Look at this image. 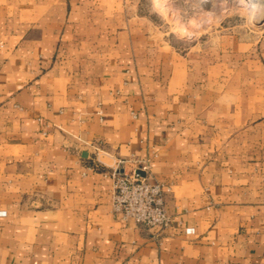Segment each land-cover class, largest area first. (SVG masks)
I'll use <instances>...</instances> for the list:
<instances>
[{
  "label": "crops",
  "instance_id": "obj_1",
  "mask_svg": "<svg viewBox=\"0 0 264 264\" xmlns=\"http://www.w3.org/2000/svg\"><path fill=\"white\" fill-rule=\"evenodd\" d=\"M119 159L171 226L114 214ZM0 264H264V31L182 49L145 0H0Z\"/></svg>",
  "mask_w": 264,
  "mask_h": 264
},
{
  "label": "rangeland",
  "instance_id": "obj_2",
  "mask_svg": "<svg viewBox=\"0 0 264 264\" xmlns=\"http://www.w3.org/2000/svg\"><path fill=\"white\" fill-rule=\"evenodd\" d=\"M145 2L153 11L161 30L182 49L212 44L223 36L236 35L243 41H254L264 31V7H259L254 15L244 0H231L227 4H220V0Z\"/></svg>",
  "mask_w": 264,
  "mask_h": 264
},
{
  "label": "built area",
  "instance_id": "obj_3",
  "mask_svg": "<svg viewBox=\"0 0 264 264\" xmlns=\"http://www.w3.org/2000/svg\"><path fill=\"white\" fill-rule=\"evenodd\" d=\"M126 163L127 160L119 159L112 170L114 214L123 220L132 219L145 229L171 226L173 219L166 208V196L171 187L150 180L148 162L135 163L129 170L125 168Z\"/></svg>",
  "mask_w": 264,
  "mask_h": 264
},
{
  "label": "bare ground",
  "instance_id": "obj_4",
  "mask_svg": "<svg viewBox=\"0 0 264 264\" xmlns=\"http://www.w3.org/2000/svg\"><path fill=\"white\" fill-rule=\"evenodd\" d=\"M220 1H221L220 4H225V3L227 4V2H229L231 0H220ZM244 1L248 2L246 4V6L249 8L250 12L253 13L254 15H255V11L258 10L259 7L260 8H261V6L264 7V0H244ZM256 14H258V13H256Z\"/></svg>",
  "mask_w": 264,
  "mask_h": 264
},
{
  "label": "water",
  "instance_id": "obj_5",
  "mask_svg": "<svg viewBox=\"0 0 264 264\" xmlns=\"http://www.w3.org/2000/svg\"><path fill=\"white\" fill-rule=\"evenodd\" d=\"M264 16V15H263Z\"/></svg>",
  "mask_w": 264,
  "mask_h": 264
}]
</instances>
